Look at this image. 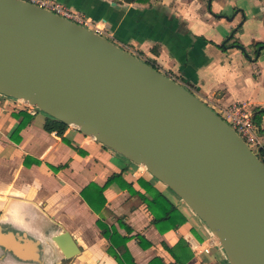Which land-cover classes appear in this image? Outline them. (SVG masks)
I'll return each instance as SVG.
<instances>
[{
  "label": "crops",
  "instance_id": "1",
  "mask_svg": "<svg viewBox=\"0 0 264 264\" xmlns=\"http://www.w3.org/2000/svg\"><path fill=\"white\" fill-rule=\"evenodd\" d=\"M58 1L104 23L118 41L198 94L226 106L245 103L252 113L264 107V47L253 46L264 42V0H212L209 6L206 0ZM238 25L235 36L247 52L221 48ZM28 115L31 120L17 132ZM49 117L0 94V264H118L97 225L100 215L81 194L90 183L103 186L114 174L121 179L105 189L101 215L129 237L127 246L137 264H151L156 256L175 263L168 247L181 239L187 246L178 253L185 264H230L220 244L209 254L196 253L194 246L201 249L210 241L211 230L143 165L74 126L64 135L46 131ZM260 129L264 136V115ZM141 180L179 209L184 224L165 233L157 229L141 195L147 191ZM64 231L81 249L70 259L53 239Z\"/></svg>",
  "mask_w": 264,
  "mask_h": 264
},
{
  "label": "water",
  "instance_id": "2",
  "mask_svg": "<svg viewBox=\"0 0 264 264\" xmlns=\"http://www.w3.org/2000/svg\"><path fill=\"white\" fill-rule=\"evenodd\" d=\"M0 94L143 165L209 227L230 264H264V160L158 68L51 11L0 0ZM53 239L67 259L81 252L68 231Z\"/></svg>",
  "mask_w": 264,
  "mask_h": 264
},
{
  "label": "trees",
  "instance_id": "3",
  "mask_svg": "<svg viewBox=\"0 0 264 264\" xmlns=\"http://www.w3.org/2000/svg\"><path fill=\"white\" fill-rule=\"evenodd\" d=\"M142 2L144 0H137ZM240 27L234 29L232 31V35L225 40L220 47L228 48V47H239L243 50V52H247L246 47L242 44L238 39L235 38V35ZM254 47H264V42H254ZM259 49V48H258ZM256 49V52L258 51ZM138 56V55H137ZM140 57V56H138ZM153 67L157 68L154 62L148 59L147 61ZM264 115V107H257L253 110V119L257 125L260 126L262 117ZM32 116L28 115L27 119L21 123V126L17 129V132L21 131V129L31 120ZM44 128L48 132L55 131L59 135H64L66 130L69 128V125L65 122L49 117L44 125ZM261 155L264 156V146H262ZM264 158V157H263ZM116 179H121V174H114L109 177L106 183L103 186H100L97 183H90L86 186L82 191V196L85 201L89 204L94 212L100 215L97 220V225L101 229L103 236L108 240L109 246L107 248V252L113 256L118 264H137L133 255L131 254L127 242L129 240L128 236H122L114 225H109L102 218V210L106 207L107 199L105 197V189ZM141 183L147 188L145 193H142V198L145 203L148 205V208L152 212L154 219V225L159 229L161 233H165L166 231L177 229V227L183 224L186 219L181 214L179 209L169 200L167 197L159 191L152 184L141 180ZM125 186V183H124ZM131 188V187H130ZM143 240V237H140ZM186 243L183 239H181L177 245L174 247H168L169 252L175 257V263H167L161 257H154L151 261V264H185L181 260L179 256L178 250H185Z\"/></svg>",
  "mask_w": 264,
  "mask_h": 264
},
{
  "label": "built area",
  "instance_id": "4",
  "mask_svg": "<svg viewBox=\"0 0 264 264\" xmlns=\"http://www.w3.org/2000/svg\"><path fill=\"white\" fill-rule=\"evenodd\" d=\"M23 1L44 8L69 21L84 26L90 29L91 31L95 32L96 34L112 41L113 43L119 45L125 50L131 52L135 56L138 54L142 60L148 61V57L146 55H141L136 50H133L130 46H127L122 42L118 41L113 31L110 28H108L104 23L95 21L93 18L87 16L86 14L73 10L72 8H70L69 6L58 0H23ZM170 77L175 79L178 83H180L184 87L191 90L194 94L196 93L198 94L196 89L190 86L189 84H187L185 81L172 76ZM200 96L202 98L200 99L208 107H210L215 113H217L224 120H226L234 128V130L245 140V142L249 145V147L264 160L263 158L264 156H262L260 152L262 146H264V136L262 134L260 126L257 125V123H255L253 119V113L247 107V105L245 103H234L226 106L214 97L202 96V95ZM18 101L21 102L24 105V107L28 108L31 113H34V110H36V108L31 106L30 104L20 100ZM211 234H212L211 240L204 242L203 247L201 249L194 246L196 253L200 251L205 254H209L211 253L214 245L220 244L216 239L215 235L212 233V231Z\"/></svg>",
  "mask_w": 264,
  "mask_h": 264
},
{
  "label": "rangeland",
  "instance_id": "5",
  "mask_svg": "<svg viewBox=\"0 0 264 264\" xmlns=\"http://www.w3.org/2000/svg\"><path fill=\"white\" fill-rule=\"evenodd\" d=\"M206 1L208 2V4H207L208 6H209L210 3L212 4V0H211V1H210V0H206ZM240 26H241V25H240ZM240 26L238 25L237 28L240 27ZM240 28H241V27H240ZM235 38H236V36H235ZM137 55H138V54H137ZM137 55H136V56H137ZM138 56H139V55H138ZM138 56H137V57H138ZM139 58H140V57H139ZM157 68H158V67H157ZM158 69H159V68H158ZM159 70H160V69H159ZM195 95H197V97L201 98V96H200L199 94L196 93ZM201 99H202V98H201ZM36 110H39V109L36 108ZM39 111H41V110H39ZM93 138H94V137H93ZM107 148H108V147H107ZM108 149H110V148H108ZM110 150H112V149H110ZM114 152H115V151H114ZM163 184H164V183H163ZM166 186H167V185H166ZM167 187H168V186H167ZM168 188H169V187H168ZM170 190H172V189L170 188ZM172 191H173V190H172ZM173 192H174V191H173ZM174 193H175V192H174ZM175 194H176V193H175ZM183 224H184V223H183ZM221 248L223 249L222 246H221Z\"/></svg>",
  "mask_w": 264,
  "mask_h": 264
}]
</instances>
